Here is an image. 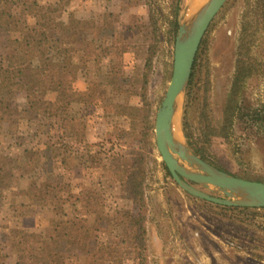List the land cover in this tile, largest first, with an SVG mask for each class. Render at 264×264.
I'll return each instance as SVG.
<instances>
[{
	"label": "rangeland",
	"instance_id": "1",
	"mask_svg": "<svg viewBox=\"0 0 264 264\" xmlns=\"http://www.w3.org/2000/svg\"><path fill=\"white\" fill-rule=\"evenodd\" d=\"M207 1L181 0L178 18L189 22ZM38 2L42 7L54 4L52 0ZM251 2L253 0H227L201 42L196 56L198 61L192 87L190 77L178 118L180 139L190 150L182 124L186 122L195 136L200 135L198 121L204 108L215 121H220L233 73L241 15L246 4ZM56 9L61 21L70 15L77 24L90 22L95 27H104L105 41L97 44H114L115 47L127 48L126 53L121 56L122 59L115 61L120 75L123 76L120 85L127 92L126 97L117 96L114 100L116 104L126 102L131 107H140L143 67L148 58V48H155L147 90L155 122L157 110L171 79L174 42L177 36L176 32L175 38L170 41V0H72L69 6L58 5ZM13 13L19 16L20 9L13 8ZM35 14L34 11H29L23 21L28 26L43 30L46 26L35 19ZM78 41L75 38V44H81ZM263 51L260 47L257 50L261 54ZM204 57L207 58L208 69L201 71ZM113 58L112 55H102L99 50L80 53L75 57L73 65L74 71L78 72L75 73L77 81L74 82L73 78L68 77L66 85L77 91L84 90L86 85H96L95 89L98 91V86H105L109 82L108 63ZM1 63L6 65L5 62ZM207 82L209 90L203 96L204 83ZM54 98V92H50L46 98V106ZM18 103L21 108L25 106L21 97L18 98ZM118 123L119 120L111 116L107 119L99 108H82L79 105L72 106L64 125L62 119L46 113L33 123L14 117L8 124L16 126V132L9 133L12 130L5 125L0 133V154L14 156L24 150H40L47 143L54 144L58 154L75 159L74 168L65 170L58 166L50 170L44 168L43 160L37 157L33 163L35 174L27 176L21 170L15 171V187L24 190L30 185L38 187L45 180L57 179L67 184L75 196L90 195L97 188L100 178V170L91 165V159L99 158L98 153L105 158L104 163L108 166L112 165L111 157L118 156L122 169L128 171L130 168L131 151L137 147V143L129 138L117 139L119 131L112 127L118 126ZM232 132L230 139L221 136L212 142L209 149L211 158L228 175L240 179L241 176H247L251 179L247 181L253 182L256 179L263 180L264 81L261 79L254 78L247 82L240 95L239 110ZM150 143L152 145L147 147L146 141H142V146L149 152L145 158L146 207L142 211L135 210L136 213L146 215L147 226L150 228H147V264H264V209L230 211L189 196L173 182L162 163L155 146L154 129ZM191 152L194 154L192 150ZM103 187L105 189L107 185L103 183ZM194 187L212 197L225 198L212 187ZM114 192L116 196L118 187H115ZM110 194L111 192L105 190L109 211L114 205ZM117 202L123 206H131L127 202ZM15 207L11 192L0 194V245L7 254V264H15L12 240L21 238L26 233L41 234L44 239L53 234L62 236L58 224L52 225L51 221L56 220L63 212L68 216L74 213L72 208L63 206L52 196H46L40 207ZM22 213L25 215H21ZM151 225L156 232L153 236L156 239L152 244L151 236L148 237ZM235 227H240L242 233L232 239L233 243H227V232L233 231ZM118 237L117 231L112 236L101 235L99 238L106 248L109 260L107 264H112L117 257ZM121 264L133 263L125 258Z\"/></svg>",
	"mask_w": 264,
	"mask_h": 264
},
{
	"label": "trees",
	"instance_id": "2",
	"mask_svg": "<svg viewBox=\"0 0 264 264\" xmlns=\"http://www.w3.org/2000/svg\"><path fill=\"white\" fill-rule=\"evenodd\" d=\"M52 1L54 4L42 7L38 0H0V133L5 125L12 130L9 133L16 132V126L8 124L14 117L33 123L44 113L62 119L64 125L72 106L79 105L82 108H99L107 119L111 116L119 120L118 126L112 127L119 131L117 139L129 138L137 143V147L131 151L128 171L122 169L118 156L111 157V166L104 163L105 158L100 153L97 155L98 159H91V165L100 170V178L93 193L85 196H75L67 184L57 179L45 180L38 187L30 185L24 190L15 187V171L21 170L27 176L35 174L33 163L37 157L43 160L42 166L50 170L58 166L65 170L74 168L75 159L58 154L54 144L47 143L40 150H24L14 156L0 154V194L11 192L15 208L40 207L46 196H52L74 211L72 216L63 212L56 220L51 221L52 225L58 224L62 236L53 234L44 239L41 234L26 233L23 237L12 240L15 264H107L109 260L106 248L99 238L101 235L112 236L117 231L119 251L112 264H121L125 258L133 264H147V218L145 214L136 213L135 210L142 211L146 207L145 158L149 152L142 146V141H146L147 147L152 145L150 139L153 138L154 111L147 98V90L155 48H148V58L143 67L140 107H131L126 102L116 104L114 100L117 96L126 97L127 92L121 87L123 76L115 61L122 59L127 48L115 47L114 44H97L105 41L104 27H95L90 22L77 24L70 15L61 21L56 7H67L72 0ZM180 4L181 0H170V41H173L178 29ZM13 8L20 9L19 16H15ZM29 11H34L35 19L46 26L43 30L25 24L23 17ZM89 37L92 39L89 40ZM75 38L81 44H75ZM259 47L264 50V0H253L246 4L241 15L233 73L220 121H215L204 108L198 121L200 135L195 136L186 122L182 124L184 137L194 154L219 170L222 169L211 158L209 149L216 138L232 137L240 95L247 82L254 78L264 81V51L262 54L258 53ZM90 50H99L102 55L116 57L108 63V84L98 86V91L95 89L96 85H86L82 91L68 87V77L77 81L75 73L78 72L73 68L75 57ZM197 61L196 58L191 87ZM203 62L201 71H206V57ZM208 90L207 82L204 83L203 96H206ZM50 92H54L55 98L46 106V98ZM20 97L25 101L23 108L18 103ZM241 179L251 180L247 176H241ZM257 181L264 183V178L256 179ZM103 183L107 185L105 189ZM115 187H118L116 196ZM105 190L111 192L110 199L114 204L110 211L106 206L108 197L104 195ZM117 201L127 202L131 206H123ZM240 233V227L233 228V231L227 232L229 238L225 241L233 243L232 239ZM7 259V254L0 245V264H7Z\"/></svg>",
	"mask_w": 264,
	"mask_h": 264
},
{
	"label": "water",
	"instance_id": "3",
	"mask_svg": "<svg viewBox=\"0 0 264 264\" xmlns=\"http://www.w3.org/2000/svg\"><path fill=\"white\" fill-rule=\"evenodd\" d=\"M226 2L208 0L189 22L178 18L171 79L155 116V146L173 182L189 196L221 207L259 210L264 209V183L236 178L209 165L176 141L171 128L175 102L178 98L182 105L204 35ZM194 185L212 187L225 198L212 197Z\"/></svg>",
	"mask_w": 264,
	"mask_h": 264
},
{
	"label": "bare ground",
	"instance_id": "4",
	"mask_svg": "<svg viewBox=\"0 0 264 264\" xmlns=\"http://www.w3.org/2000/svg\"><path fill=\"white\" fill-rule=\"evenodd\" d=\"M181 106V101L180 99L177 98L175 102V108H174V113H173V118H172V123H171V128L173 132V137L176 141H180V135H179V127H178V118H179V110Z\"/></svg>",
	"mask_w": 264,
	"mask_h": 264
},
{
	"label": "crops",
	"instance_id": "5",
	"mask_svg": "<svg viewBox=\"0 0 264 264\" xmlns=\"http://www.w3.org/2000/svg\"><path fill=\"white\" fill-rule=\"evenodd\" d=\"M147 228H148V230H150V228H149L148 226H147ZM148 230H147V231H148ZM148 232H149V231H148ZM155 233H156V232L153 231V225H151V233H150L149 236H148V237L151 236V240H150L151 244H152L153 242H155L154 240H155L156 238L153 237V236L155 235ZM210 241H213V240L211 239Z\"/></svg>",
	"mask_w": 264,
	"mask_h": 264
}]
</instances>
